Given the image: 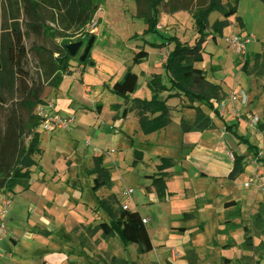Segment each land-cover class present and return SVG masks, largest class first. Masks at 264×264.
<instances>
[{
	"label": "rangeland",
	"instance_id": "374dc122",
	"mask_svg": "<svg viewBox=\"0 0 264 264\" xmlns=\"http://www.w3.org/2000/svg\"><path fill=\"white\" fill-rule=\"evenodd\" d=\"M139 1L144 4L146 0ZM210 3L211 0H160L158 32L165 37L175 36L189 46L193 45L198 34L191 12H195L198 7H207ZM219 4L224 12L236 9L237 14L228 19L223 12L215 11L210 14L203 62L194 64L195 68L198 66L197 69L205 72L207 83L219 88L209 89L213 98V110L199 101L191 102L167 83L165 75H158L161 72L160 66H164L174 45L166 43L160 46L161 38H156L154 34L147 35L149 41L157 40L158 43L156 46L153 43L149 45L153 50V59L143 66L159 67L158 70H153L152 80L147 82V86L157 79L168 88L166 92H161L160 99L166 108L169 124L159 130L167 129L175 121L179 122L181 127L182 121L193 122L196 112L192 107H200L214 120L217 126L214 132L219 134L217 136L221 138L226 131L224 121L231 126L232 131L253 144L259 152V157L263 158L264 4L260 0H238V3L236 0H220ZM134 5L138 6L135 0H124L120 5L118 0L103 2L99 30L104 27L99 37V31L96 32V42L88 57L90 61L85 66L92 64L91 57L98 49L107 50V39L111 33L109 28L114 24H119L124 32V20L130 31L143 32V25L147 26L143 19L136 23L130 21V18L135 19V14L131 12ZM138 8L136 16L141 19L144 6ZM173 8L177 12L174 13ZM129 30L127 32L130 34ZM249 31L256 33V37ZM112 32H115L114 28ZM232 36H247L252 39V44L248 47L246 72L242 71L246 58L238 56L227 42ZM75 39H78V36ZM33 41L41 43L38 38L31 37L26 42L28 48ZM257 42L262 44L261 53L250 50ZM87 43L88 41L83 42L82 51L72 66L81 63L79 59ZM122 43L125 46L124 42ZM131 47L133 48L132 44ZM132 63L133 60L130 65ZM177 76L178 80L187 86L192 83V79L182 76L181 70ZM51 89L54 90L48 87L46 92ZM103 99L104 104H111L122 98L108 93ZM130 105L129 113L134 111L138 122L129 117V113L123 118L122 111L112 120L106 121L108 124L103 132L113 141L98 142L102 149H109L108 151L104 150L98 156L92 157L91 150L88 149L87 158L76 157L74 162L67 154L58 151V156L54 159L57 165L51 164L50 156L46 162V177L42 167L45 150L41 143L40 154L34 158L35 165L31 169V180L34 177L37 180L35 190L31 188L30 191H25L20 186L15 188L11 209L15 215L9 227L12 234L6 238V241L10 240L11 248L0 264H189L186 260L188 250L195 251L198 259L196 264H264V165L258 163L245 145H240L237 151L226 148V154L218 150L215 152V149L207 154L198 151L192 157V162L185 164L183 161L177 163L167 158L149 159L141 149L142 153L138 158L130 144V137L134 135L131 130L126 133L125 127L126 130L128 127L136 130L142 127L141 110L136 109L134 102L131 107ZM83 109L75 111L77 113L74 126L92 120L82 114ZM217 109L220 117L216 115ZM148 116L150 120L155 118L151 114ZM119 119L124 121L123 127ZM165 120L167 119L156 122L155 125L159 126ZM70 131L56 133L68 134ZM39 137L41 140V131ZM126 137L130 139L128 143ZM89 140L84 138L83 144L90 146ZM235 155L242 157L245 171L237 180L231 181L228 180V175L232 171ZM161 159L167 161L162 162ZM88 161L90 163H87ZM202 174L206 176L203 177ZM176 176L181 177L174 180ZM96 178L107 184L97 192L93 191ZM157 178L164 181L153 185V179ZM101 199L107 200L115 213L126 210L127 207V210L138 211L148 220L146 225L154 245L151 253L139 254L137 246H126L119 234L104 237L102 232L84 230L83 226L94 228L103 222L111 223L110 216L100 207ZM229 201L241 204V216L232 220L231 225L226 223L228 211L224 208V204ZM52 207L54 209L51 211ZM196 209L194 220H182L185 213ZM36 210L41 214H48L60 228H56L52 221L48 225L47 221L42 219L43 215L36 214ZM200 225L204 227V233L201 234L197 233ZM180 227L188 228V231L182 235L173 231L174 228ZM75 229L78 231L74 232ZM228 242H233V247L223 248ZM227 258L229 263H224Z\"/></svg>",
	"mask_w": 264,
	"mask_h": 264
},
{
	"label": "trees",
	"instance_id": "16d2710c",
	"mask_svg": "<svg viewBox=\"0 0 264 264\" xmlns=\"http://www.w3.org/2000/svg\"><path fill=\"white\" fill-rule=\"evenodd\" d=\"M105 0H0L1 3V34H0V193L12 195L15 188L20 186L23 190L30 189L31 169L35 165V157L40 154L41 140L39 137V118L36 109L44 103V95L48 87L59 89L66 77L73 75L72 58L68 46L82 42L75 39L84 34L96 13L95 8H101ZM141 19L148 26L146 34L158 35L163 44L174 45V49L167 56L164 64L165 78L173 89L185 95L191 102L199 101L213 107V98L209 89L214 87L206 82L205 72L194 67V64L203 62L204 45L209 31V16L215 11L223 12L226 19L237 14V10L224 12L220 6V0H211L207 7H198L192 13L196 22L198 38L191 46L182 43L179 38L165 37L157 30L160 21V0H146ZM264 4V0H260ZM238 3V0H236ZM190 8H188L189 11ZM177 12L175 8L172 10ZM225 26V25H223ZM221 32V30H217ZM97 34L89 35L86 41ZM31 37L38 38L40 42L33 41L28 48L27 43ZM215 39V37H214ZM156 46V44H153ZM149 57L146 50L135 53L133 63L142 64ZM85 63L79 65H86ZM248 59L242 71L246 72ZM182 71L185 79H192L190 86L178 80V74ZM138 75L129 70L124 78L112 88V93L124 100L126 107L130 104V97L136 92ZM148 84L153 96L150 101L133 100L141 110L140 123L145 133L150 134L169 124L167 111L160 99L161 92L168 90L167 85L161 80L154 79ZM208 84V85H206ZM209 86V87H208ZM219 89L218 87H214ZM200 90V91H197ZM208 90V91H207ZM206 91V92H205ZM192 107V106H190ZM98 106L97 111H101ZM115 109V107H114ZM196 112L193 122L182 121L185 133H205L214 131L216 124L212 117L207 115L200 107H192ZM212 109V110H213ZM220 117L219 110H215ZM129 109L125 108L122 117H127ZM154 115L150 120L148 115ZM158 114V115H157ZM157 115V116H156ZM3 116V121H2ZM165 120L161 125L156 122ZM227 133L232 135L240 145H245L255 156L258 163L264 165V157H259L257 148L248 140L232 131L229 124L223 121ZM135 155L141 156V150L132 143ZM161 161H167L161 159ZM245 171L242 157L235 155V162L228 180H237ZM205 177V174H202ZM164 181L162 178L153 179V185ZM107 184L95 179L93 191L97 192ZM160 190H158L159 192ZM161 193V191H160ZM100 207L110 216L111 223L103 222L96 227H85L88 232H102L104 237H113L119 234L126 246H137L141 255L151 253L154 250L153 241L144 218L138 211L120 210L115 213L107 200H100ZM228 211L227 225L241 216V204L237 201H229L224 204ZM197 209L184 214L183 219L190 222L196 218ZM260 216H258L259 218ZM234 227V226H233ZM75 229L74 232H77ZM177 234H185L188 228H174ZM246 231V230H245ZM197 233H204L203 225H200ZM233 247V242H228L223 248ZM186 260L189 264L198 262L194 250H188ZM229 263V259H224Z\"/></svg>",
	"mask_w": 264,
	"mask_h": 264
},
{
	"label": "crops",
	"instance_id": "0c3cea01",
	"mask_svg": "<svg viewBox=\"0 0 264 264\" xmlns=\"http://www.w3.org/2000/svg\"><path fill=\"white\" fill-rule=\"evenodd\" d=\"M122 2H124V0H118V5H120ZM137 11H139V8L138 6L134 5V10L131 12L135 14V19L130 18L131 22L136 23L142 21V19L136 16L138 13ZM122 24H124V32L119 24H114L111 29L109 28V30H111V33L107 39L109 46L106 51L98 49L92 55L91 58L93 62L90 66L75 64V66H73V75L66 77L59 89H51L50 91L46 92L44 101L54 100L58 109L62 113L72 114L76 117L75 113L77 112L75 111H79L84 108L82 110V114H85L89 120H92L90 122H86V124L84 122H80L79 125L76 124V126L70 129L71 131L68 134L66 132H41V143L45 150V156L42 160L44 177H46L44 169L46 162L49 160V156L52 159L51 164L53 166L57 165V163L54 162V159L58 156V151L63 154H67L72 162H74V158L76 157L82 159L87 158L86 156L88 149L91 150L90 156L92 157L98 156L104 150L108 151L109 149H102L103 147L98 142L101 141L105 143L113 141L108 138V135L105 132H103V129L106 128L108 124L106 121L109 119L112 120L115 115H117L120 111L123 112V110L128 108L130 104L133 105V100L139 99L141 101H150L152 99L153 94L147 88V82L152 80L153 70H158L159 67L143 66V64L147 62L150 63L152 61L154 54L152 48L149 45L152 43L156 44L158 42H156L157 40L149 41L147 39L148 34L145 36V33L148 30V26L145 24V26L143 25L142 33L130 31L124 20L122 21ZM103 27L100 28L98 37L100 36ZM112 28L115 29V32H112ZM107 30L108 28H106V32ZM128 30L130 31V34L127 32ZM103 33H105V30ZM249 33L253 36L256 35V33L252 31H249ZM155 37L160 39L158 35H155ZM122 42H124L125 46ZM131 44L133 45V48L131 47ZM258 44V42L254 44L253 49L251 46V52L261 53L262 44H259L260 46ZM140 49L146 50L149 53V57L141 64L142 66H135L133 63L130 65L134 59L135 53L139 52ZM160 67L161 72L158 73V75L164 76V66ZM196 67L198 68V66ZM137 69L140 71L138 72ZM129 70L139 77L136 92L130 97V104L126 107L123 99L120 101H113L111 104H104L103 97L108 93L113 94L112 88L116 83L120 82L124 78ZM59 90L61 91V94L58 95ZM54 97L56 98L54 99ZM67 97H70L71 99H67ZM98 106H102L100 112L97 111ZM129 117H132L133 120L136 119L134 111L129 113ZM119 121L122 123L123 127L124 121L120 119ZM131 128L128 127V130H126L125 127L126 133H129V130H131L132 134L134 135L133 137H130L131 140L126 137L127 143L128 140H130L131 147H133L132 141H134L135 145L141 149L149 159L167 158L175 160L177 163L183 161L185 164L188 161L192 162V157H194L196 155L195 152L198 151L199 153L207 154L213 152L215 149V152L218 150L226 154V148L228 150L237 151L240 146L238 141L226 131L222 134L221 138L217 136L219 134H216L214 131L205 133H185L180 126V123L176 121L167 129L158 130L150 134H146L142 127L138 128L137 130L136 128ZM40 131L41 129H39V132ZM84 138L90 139V146L83 144L82 140ZM186 149H190L191 151H186ZM196 158L194 160H196ZM87 163H90V161ZM209 169L212 170L211 168ZM213 172L215 173V171ZM203 173L207 174L206 172ZM179 177L181 176H176L173 179L175 180ZM36 185L37 180L34 177L30 181V189L32 188L35 190ZM45 185L46 183L44 186ZM52 209H54V207L50 208L51 211ZM36 214L39 216L43 215L42 219L46 220L48 225L51 224L52 221L56 228H60L54 224L52 217H49L48 214H41L37 210ZM14 215L15 213H12L13 218ZM12 217L10 218V222H12ZM9 243L10 240H3L0 242V261L6 257V252L11 248Z\"/></svg>",
	"mask_w": 264,
	"mask_h": 264
},
{
	"label": "built area",
	"instance_id": "2783aa9c",
	"mask_svg": "<svg viewBox=\"0 0 264 264\" xmlns=\"http://www.w3.org/2000/svg\"><path fill=\"white\" fill-rule=\"evenodd\" d=\"M102 20V9L96 10L92 22L89 24L87 31L80 34L78 39L86 41L89 35L96 34L99 31ZM229 45L235 50L238 56L246 58L248 56V47L252 44V39L247 36H232L227 39ZM39 118V129L41 132L52 133L57 131L70 130L75 125V116L72 114L62 113L54 100L46 101L40 104L36 109ZM13 196L0 193V242L11 236L10 218L12 217ZM127 210V207H125ZM145 224L148 220L144 219Z\"/></svg>",
	"mask_w": 264,
	"mask_h": 264
},
{
	"label": "water",
	"instance_id": "95a60500",
	"mask_svg": "<svg viewBox=\"0 0 264 264\" xmlns=\"http://www.w3.org/2000/svg\"><path fill=\"white\" fill-rule=\"evenodd\" d=\"M95 10H97V8H95ZM95 42H96V37L94 36L88 41L79 59L81 63H85L87 61ZM82 48H83V42H77L69 45L68 51L72 58H76L79 55V53L82 51Z\"/></svg>",
	"mask_w": 264,
	"mask_h": 264
}]
</instances>
